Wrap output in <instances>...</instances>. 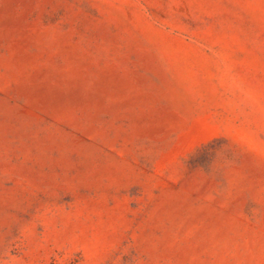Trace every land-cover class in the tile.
Masks as SVG:
<instances>
[{
  "label": "rangeland",
  "instance_id": "obj_1",
  "mask_svg": "<svg viewBox=\"0 0 264 264\" xmlns=\"http://www.w3.org/2000/svg\"><path fill=\"white\" fill-rule=\"evenodd\" d=\"M0 264H264V0H0Z\"/></svg>",
  "mask_w": 264,
  "mask_h": 264
}]
</instances>
